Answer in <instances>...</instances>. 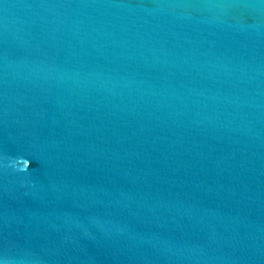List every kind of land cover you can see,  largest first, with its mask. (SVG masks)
<instances>
[{"label":"water","instance_id":"water-1","mask_svg":"<svg viewBox=\"0 0 264 264\" xmlns=\"http://www.w3.org/2000/svg\"><path fill=\"white\" fill-rule=\"evenodd\" d=\"M0 264H264V0H0Z\"/></svg>","mask_w":264,"mask_h":264},{"label":"clouds","instance_id":"clouds-1","mask_svg":"<svg viewBox=\"0 0 264 264\" xmlns=\"http://www.w3.org/2000/svg\"><path fill=\"white\" fill-rule=\"evenodd\" d=\"M25 167H27V165H25Z\"/></svg>","mask_w":264,"mask_h":264}]
</instances>
